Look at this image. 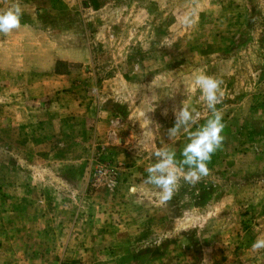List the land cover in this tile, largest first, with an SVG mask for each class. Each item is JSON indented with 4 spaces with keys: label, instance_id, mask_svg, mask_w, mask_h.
Masks as SVG:
<instances>
[{
    "label": "rangeland",
    "instance_id": "rangeland-1",
    "mask_svg": "<svg viewBox=\"0 0 264 264\" xmlns=\"http://www.w3.org/2000/svg\"><path fill=\"white\" fill-rule=\"evenodd\" d=\"M19 1L18 53L0 54V168L20 161L1 153L14 129L4 124L7 102L71 107L64 131L42 141L41 167L52 184L66 182L69 228L81 230L67 250L40 254L43 264H264V249L251 247L264 237V0ZM199 72L221 82L224 138L208 174L181 179L161 204L145 169L157 148L179 156L185 137L170 135L174 109L189 105L198 123L209 115L192 90ZM34 84L38 98H21ZM4 208L0 197V264L33 260L24 243L56 241L52 230L26 236Z\"/></svg>",
    "mask_w": 264,
    "mask_h": 264
},
{
    "label": "crops",
    "instance_id": "crops-1",
    "mask_svg": "<svg viewBox=\"0 0 264 264\" xmlns=\"http://www.w3.org/2000/svg\"><path fill=\"white\" fill-rule=\"evenodd\" d=\"M13 5L19 8L22 6L19 0H0V11L7 10ZM21 24L23 22L17 29L8 33H0V54H3L6 60L10 53H18L15 46L20 43L18 34ZM55 59L56 56L50 59V66ZM1 71H4L6 76L22 75L18 72L21 71L19 69L6 68ZM23 73H25L24 76L28 74L25 70ZM29 87L21 98L25 95L29 99L38 98L40 88L35 84ZM70 108L61 101H53L46 107H40L33 100L21 99L12 103L7 102L4 106L7 114L4 124L12 125L14 129L11 136L6 134V144L1 153L8 157L20 158V161L15 163L8 161L0 168V197L5 203L6 214L16 215L26 236L38 237L40 231L44 230L56 231V234H52L54 238L58 235L56 241L51 240L52 245L49 244L48 248L39 243L36 246H29L28 242L22 244L24 247L19 249L20 252L26 254L27 258L32 256L33 259L25 260L24 263L27 264H43L44 260H40V254L45 256L44 254L48 253L51 256L56 254L58 249L59 251L67 250L72 245L70 237L81 230L77 225H75L76 228H69L71 214L67 213L66 207L71 205L73 200L69 199V195L68 199L60 196V193H64L61 191L64 190L62 187L66 182L58 177L54 179L56 183L52 184V181L43 176L46 174V168L41 167V157L45 155L41 150V143L52 140L54 136L64 131V128L60 126L64 121L62 115L66 114ZM12 139H16L17 144H10L9 140ZM82 185L80 183L79 186H71L68 191L75 192L77 189H83L84 185ZM10 206L12 209H9ZM63 224H65L64 227ZM59 238H69V240L62 243L58 240Z\"/></svg>",
    "mask_w": 264,
    "mask_h": 264
},
{
    "label": "clouds",
    "instance_id": "clouds-1",
    "mask_svg": "<svg viewBox=\"0 0 264 264\" xmlns=\"http://www.w3.org/2000/svg\"><path fill=\"white\" fill-rule=\"evenodd\" d=\"M21 16V9L15 5L0 11V33L17 29ZM182 23H192L191 13L183 17ZM220 84V80L204 72L196 73L192 77V90L199 91L209 112L203 123H198L199 112L189 105L182 104L174 109V123L170 128V135L182 133L185 137L179 156L174 148H157L152 152L154 162L145 169V183L154 186V195L159 203L166 204L172 199L181 179L188 184H196L201 177L208 174L207 163L224 138L223 114L216 108L223 98ZM137 191L134 184L128 187L129 194ZM251 247L254 250L264 249V237L256 238Z\"/></svg>",
    "mask_w": 264,
    "mask_h": 264
},
{
    "label": "trees",
    "instance_id": "trees-1",
    "mask_svg": "<svg viewBox=\"0 0 264 264\" xmlns=\"http://www.w3.org/2000/svg\"><path fill=\"white\" fill-rule=\"evenodd\" d=\"M57 63H58V62H56V66H57ZM56 66H55V67H56ZM54 72H56V73H62L61 71H58L57 69H54Z\"/></svg>",
    "mask_w": 264,
    "mask_h": 264
}]
</instances>
